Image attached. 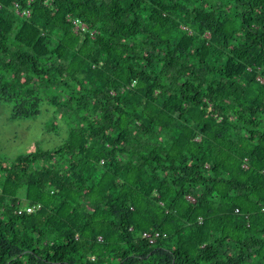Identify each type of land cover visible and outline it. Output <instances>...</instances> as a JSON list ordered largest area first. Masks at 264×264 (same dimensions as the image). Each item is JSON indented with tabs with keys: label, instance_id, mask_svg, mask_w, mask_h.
Here are the masks:
<instances>
[{
	"label": "trees",
	"instance_id": "obj_1",
	"mask_svg": "<svg viewBox=\"0 0 264 264\" xmlns=\"http://www.w3.org/2000/svg\"><path fill=\"white\" fill-rule=\"evenodd\" d=\"M3 105L0 264H264V0H0Z\"/></svg>",
	"mask_w": 264,
	"mask_h": 264
},
{
	"label": "rangeland",
	"instance_id": "obj_2",
	"mask_svg": "<svg viewBox=\"0 0 264 264\" xmlns=\"http://www.w3.org/2000/svg\"><path fill=\"white\" fill-rule=\"evenodd\" d=\"M6 106L0 108V155L15 158L36 146L44 148L53 147L59 142L52 133H45L46 115L34 118H21L10 120ZM63 135V134H62ZM59 138V137H58Z\"/></svg>",
	"mask_w": 264,
	"mask_h": 264
},
{
	"label": "built area",
	"instance_id": "obj_3",
	"mask_svg": "<svg viewBox=\"0 0 264 264\" xmlns=\"http://www.w3.org/2000/svg\"><path fill=\"white\" fill-rule=\"evenodd\" d=\"M26 207V211H31L33 210L35 207L37 208L38 205H25L24 207H21L18 212H21L22 211V208H25ZM158 235L157 232H155V234H150V233H147V232H143V236L147 237L149 239L150 242H153L154 241V238Z\"/></svg>",
	"mask_w": 264,
	"mask_h": 264
}]
</instances>
